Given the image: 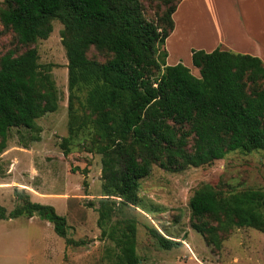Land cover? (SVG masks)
Returning <instances> with one entry per match:
<instances>
[{"label":"trees","instance_id":"trees-1","mask_svg":"<svg viewBox=\"0 0 264 264\" xmlns=\"http://www.w3.org/2000/svg\"><path fill=\"white\" fill-rule=\"evenodd\" d=\"M157 3L156 19L144 14L142 0H4L0 25L22 44L47 39L53 20L63 25L68 58V132L64 153L86 135L87 151L102 156V190L97 224L113 242L111 264H140L137 222L116 219L135 208L140 181L153 166L172 171L199 167L228 153L262 151L264 155V61L259 56L216 48L192 49L200 76L179 62L167 65L166 40L175 27L173 14L182 0ZM91 48L105 61L89 57ZM59 94L52 65L39 63L37 48L0 57V155L13 128L36 130L37 119L55 112ZM1 218L38 215L53 224L67 245L84 240L68 236L66 216L49 204L31 201ZM198 219L193 228L220 249L222 233L251 227L264 232V191L245 189L225 195L211 184L199 186L189 202ZM148 233L164 250L182 242L157 228Z\"/></svg>","mask_w":264,"mask_h":264},{"label":"rangeland","instance_id":"rangeland-1","mask_svg":"<svg viewBox=\"0 0 264 264\" xmlns=\"http://www.w3.org/2000/svg\"><path fill=\"white\" fill-rule=\"evenodd\" d=\"M3 1L0 0V8ZM211 2L216 15L206 11L200 2L187 3L185 6L190 10L182 9L180 32L167 40V65L181 62L200 76L192 62L191 44L202 42L201 34L217 28L236 44L247 41L244 32L258 37L264 54V0H235L239 16L227 8L228 15L222 8L225 0ZM142 4L145 16L156 19V13L160 12L157 3L142 0ZM52 23L53 31L47 39L27 45L0 25V57L11 51L18 55L37 48L39 63L52 65L59 94L58 109L38 118L36 130L21 127L10 131L8 147L0 155V204L9 214L24 204L18 192L29 194L31 201L52 205L58 214L66 216L68 236L84 240L85 244L67 245L53 224L42 221L38 215L0 217V264H111L112 256L107 249L113 242L102 237L97 224V208L103 196L102 156L87 151L86 135L72 140L68 144L69 153H64L63 138L69 135L68 58L62 42L64 25L57 19ZM88 55L106 60V55L95 48ZM203 184H211L225 195L245 189L264 191L263 152L234 151L223 159L178 171L155 164L151 174L140 181L136 207L126 208L125 214L118 213L113 218V222L126 216L136 219L140 264H264V232L251 227L233 228L222 233L218 249L193 228L198 219L192 215L189 202ZM148 227L181 241V246L171 250L160 248L148 233Z\"/></svg>","mask_w":264,"mask_h":264},{"label":"crops","instance_id":"crops-1","mask_svg":"<svg viewBox=\"0 0 264 264\" xmlns=\"http://www.w3.org/2000/svg\"><path fill=\"white\" fill-rule=\"evenodd\" d=\"M197 2H200L199 3V4H201L200 6L204 7L206 11H208L212 15H216L215 14L216 12H214L213 6L211 4L212 3L211 0H182L180 2V4L178 5L176 11L173 14L175 27H174V30L172 31V33L170 34V36L167 38V40H169V39H171V38H173L179 34L180 26H181L180 22L182 23L183 17H184V14L181 15L182 9H184V11H186L189 8L185 5L187 3H190V5H194L195 3L197 4ZM225 3H226V5L224 4L222 6V8L224 7L227 10L228 15H229V11H228V9H229L231 11H234L236 13V15L239 16V13H238L239 8L237 7V2L235 3V0H225ZM189 10H190V8H189ZM184 24H185V22H184ZM241 24H242V22H241ZM182 30H183V27H182ZM216 33H217L216 30H212L209 33H207L206 35H201V37L203 38L202 42L192 43L191 47L194 46V49H196V50L203 49L207 52H211V51L215 50L216 48L228 49V50H232V51L239 52V53H245V54H251V55L259 56L264 61V54H263V51L261 49V41L258 37H255L254 35L252 36L251 34L244 32L245 38L247 41L244 43L242 41L240 44H236L235 41H231L228 39L229 35H224V34H221L220 32H218V34H216ZM167 40H166V45H167ZM191 47H190V50H191L190 53H191V57H192V49L193 48H191ZM33 218H35V216ZM42 221L47 222L48 224L50 223L47 220H42Z\"/></svg>","mask_w":264,"mask_h":264},{"label":"bare ground","instance_id":"bare-ground-1","mask_svg":"<svg viewBox=\"0 0 264 264\" xmlns=\"http://www.w3.org/2000/svg\"><path fill=\"white\" fill-rule=\"evenodd\" d=\"M213 21H214V20H213ZM196 22H197V21H196ZM191 23H192V22H191ZM201 23H203V22L201 21ZM219 23H221V22H219ZM199 25H200V24H199ZM217 26H218V25H217ZM211 27H212V26H211ZM208 29H209V28H208ZM209 30H210V29H209ZM220 30H221V29H220ZM220 30H219V31H220ZM263 30H264V29H263ZM216 32H217L216 34H218V28H217ZM201 33H202V32H201ZM201 33H200V34H201ZM201 35H202V34H201Z\"/></svg>","mask_w":264,"mask_h":264}]
</instances>
